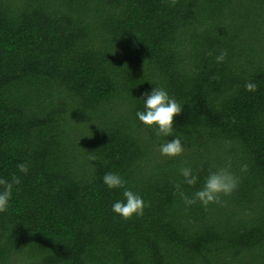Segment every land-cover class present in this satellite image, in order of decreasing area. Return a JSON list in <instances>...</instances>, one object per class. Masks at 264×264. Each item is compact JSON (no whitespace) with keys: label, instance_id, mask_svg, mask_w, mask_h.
<instances>
[{"label":"trees","instance_id":"trees-1","mask_svg":"<svg viewBox=\"0 0 264 264\" xmlns=\"http://www.w3.org/2000/svg\"><path fill=\"white\" fill-rule=\"evenodd\" d=\"M153 88L182 106L172 136L136 117ZM175 136L184 152L162 156ZM221 168L232 194L186 206ZM14 176L0 264H264V0H0V178ZM124 190L142 216L112 211Z\"/></svg>","mask_w":264,"mask_h":264},{"label":"clouds","instance_id":"clouds-1","mask_svg":"<svg viewBox=\"0 0 264 264\" xmlns=\"http://www.w3.org/2000/svg\"><path fill=\"white\" fill-rule=\"evenodd\" d=\"M176 2L177 0H170V6H174ZM226 56L227 52L221 50L219 55L215 57L216 62L223 63ZM244 87L249 92L257 90V85L253 82H246ZM143 101L145 110L136 112L138 120L148 128L155 127L157 129L156 135L172 136L174 117L181 113V104L174 97H170L163 88H153L150 93H143ZM159 151L162 156L175 157L181 155L184 148L181 139L175 136L171 141L163 143ZM92 159H95V157H92ZM18 168L22 173L26 174L28 172L26 164L21 163ZM241 171H247V165L242 166ZM180 173L184 177V183L190 186L197 183L198 178L193 175L191 168H182ZM102 179L109 189L123 188L125 185V181L116 173H105ZM20 183V179L15 176L10 182L0 178V213L7 211L13 185H19ZM237 187L238 178L227 168H221L209 173L205 178L203 188L195 192L194 199H189L182 192L181 196L186 206L196 203L197 200L207 206L210 203H220L221 195H230ZM176 188L179 190L180 185L177 184ZM123 196L125 198L123 201H117L112 205V211L125 220L132 218L133 215L142 216L145 207L143 199L131 190H124Z\"/></svg>","mask_w":264,"mask_h":264}]
</instances>
